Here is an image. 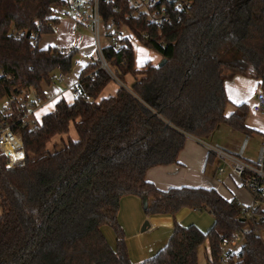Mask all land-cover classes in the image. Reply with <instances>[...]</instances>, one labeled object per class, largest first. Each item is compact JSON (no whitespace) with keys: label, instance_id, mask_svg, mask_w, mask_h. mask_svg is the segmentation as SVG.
Segmentation results:
<instances>
[{"label":"trees","instance_id":"16d2710c","mask_svg":"<svg viewBox=\"0 0 264 264\" xmlns=\"http://www.w3.org/2000/svg\"><path fill=\"white\" fill-rule=\"evenodd\" d=\"M63 4L0 0V105L10 101L7 119L26 152L22 167H7L0 153V264H134L118 220L120 201L128 195L148 197L146 215L171 214L176 220L183 209H200L213 216L208 231L176 220L169 242L141 264H200L205 242L209 264H220L223 243L235 235L245 242L228 252V264H264V195L245 206L215 188L161 190L146 177L151 167L179 164L188 136L205 140L221 124L247 136L255 132L246 124L247 103L227 113L225 83L250 76L264 91V0H192L161 24L149 22L146 13L128 17V0H102L105 26H128L166 62L137 67L133 43L118 40L104 48L115 78L92 58L79 72L72 102L62 97L40 122L25 123L18 97L47 101L44 87L70 74L80 51L39 46L43 34L56 32L61 19L51 12ZM127 75L134 77L130 87ZM114 79L121 82L117 92L98 100ZM72 124L78 139L68 137L63 148L48 150ZM215 159L209 151L206 165ZM106 226L116 233V248L103 232Z\"/></svg>","mask_w":264,"mask_h":264},{"label":"crops","instance_id":"0c3cea01","mask_svg":"<svg viewBox=\"0 0 264 264\" xmlns=\"http://www.w3.org/2000/svg\"><path fill=\"white\" fill-rule=\"evenodd\" d=\"M76 29L77 28H75L74 21L71 18L61 19L60 24L57 26L56 33H54L56 35L55 37L56 39L53 40L52 44H48L46 47L48 46H58L60 48L78 47L79 50L81 51V47H82L81 44L83 41L81 35L76 32ZM76 81H78V79L69 82L66 79V76L64 77L63 80H61V82L67 83V88L64 90L54 91L55 94L53 96L54 97L53 99L55 101V104L60 98L62 97L65 98L67 92L72 90L70 87ZM119 83L121 82L119 81ZM119 86L110 89L108 93H105L104 91L107 89H104L103 92L100 94L98 100L104 97L114 95L117 92ZM225 87L228 98L230 99L231 102L227 106L226 111L228 114L232 113L235 110L234 105L247 103L250 107L255 101V97L258 90H260L258 86V81L256 79L243 75H237L234 78L227 80L225 83ZM53 99L48 98L47 101L49 100L53 101ZM73 100L74 98L71 101L68 100L67 101L72 102ZM43 107H46V104L41 108H39L38 111L43 109ZM43 115L44 114H42V116ZM246 124L250 128L254 129L255 132L262 134L264 136V113L250 111L246 120ZM68 134L57 135L54 138H60L61 140H64L68 136ZM54 144L55 146H57L56 142ZM208 152L209 150L207 149V147L204 146L199 139L193 136H188L185 146L179 154V162H180L179 164H169V165H160V166L151 167L147 171L146 177L149 181L153 182L161 190H168L171 187H181V186H203V187L215 188L225 198L227 199L236 198L240 203H242L245 206L253 205L255 200L251 202H245V200H241L239 189L234 188L233 190H231L226 185V182H224L223 186L231 190L232 193L231 194L232 196L230 198L226 197L221 192V190H219L218 184H215L213 180H211L205 175L206 159ZM216 174H217V170H216ZM229 177L234 178V176L232 175H229ZM128 196L129 197L132 196L133 199H127L129 198ZM128 196H124L121 199V205H123L124 202L125 204L129 202L124 200H130L134 203L135 209L139 208L140 197L134 195H128ZM199 212L203 213L208 211L200 210V209H183L176 216V220L184 226H188L186 225V222L190 221L191 219H193V222L195 221V223L198 222L202 223L201 221L204 218L202 216H199ZM120 216H121V212L119 214V217ZM144 219H146V221H149L150 226L145 231H142L140 230V226L144 221ZM176 220L171 214L145 215L142 212L139 213L136 209V211L134 212V216L132 218L131 226L130 228H128L127 222H125L124 219H122L121 217L120 220L121 224L127 229L126 232L128 235V240H127L128 250L132 262L134 264L135 263L141 264L144 261L152 258L160 249H162L168 243L173 233L174 224ZM193 222L190 221L189 223L193 224ZM198 225L201 224L198 223ZM108 228L110 227L107 226L104 227L103 232L106 238L108 239V241L110 242V245L113 247V245H115L117 242V237L115 235L116 239L114 242V236L109 235ZM131 239H133L134 241H131ZM114 248H116V245Z\"/></svg>","mask_w":264,"mask_h":264},{"label":"built area","instance_id":"2783aa9c","mask_svg":"<svg viewBox=\"0 0 264 264\" xmlns=\"http://www.w3.org/2000/svg\"><path fill=\"white\" fill-rule=\"evenodd\" d=\"M63 5H56L52 8L51 15L55 18H71L74 21L75 28L91 27L94 37L95 45L98 51V59L100 67L108 71L114 78V73L104 52L105 46L101 42L100 27L103 22L100 15V3L102 0H63ZM113 1V0H104ZM129 4L133 7V11L128 17L141 15L146 13L149 22L170 23L172 11H183L189 8L192 0H128ZM165 1V0H164ZM172 4L169 6L168 4ZM105 35L109 40L108 45H118V40L129 39L132 43L136 39L141 40L129 29L128 26L121 28L110 21L107 26L104 24ZM127 30V32L124 31ZM143 37L147 38L148 34L144 33ZM38 35L36 34L33 42L36 43ZM78 65V62L76 63ZM60 81L64 79L63 75L59 76ZM118 81V80H117ZM79 81H76L70 88L74 90L75 96L78 94ZM45 101L40 98H30L20 96L17 99L18 107L23 112L21 121L25 123L36 124L38 121L35 119V113L43 105ZM253 112L264 113V91L258 90L254 103L250 106ZM13 113V107L9 100H4L0 105V153L7 156V167H22L26 162V152L24 143L20 134L15 133L12 124L7 117ZM250 140L246 136L245 141L238 152H234L224 146L220 145H206L215 157L229 168V175L239 178L242 185L248 187L254 195V200H257L260 195H264V146L261 147L259 157L256 165L244 157L247 144ZM201 141V140H200ZM204 144V143H203ZM205 145V144H204ZM17 154H20L17 156ZM246 172H250L246 176ZM226 169L224 165L217 168L218 175H224ZM248 215L253 218V214L248 212ZM261 218V217H260ZM239 235H235L231 242L223 243V257L220 264H228L227 256L229 251H234L233 248L226 249L229 244H235Z\"/></svg>","mask_w":264,"mask_h":264},{"label":"rangeland","instance_id":"374dc122","mask_svg":"<svg viewBox=\"0 0 264 264\" xmlns=\"http://www.w3.org/2000/svg\"><path fill=\"white\" fill-rule=\"evenodd\" d=\"M62 19H64V18H62ZM124 31L127 32V30H125V29H124ZM76 32L81 35L83 42L81 44V46H82L81 51H79L77 53V55L75 56V59H74L75 64L73 66L71 73L66 75V79L69 82H72V81L77 80L79 78V72H80L81 68L83 66H85L92 58H98V51H97V47L95 45V37H94L93 31H92V28L91 27L77 28ZM100 32H101L102 45L107 46L109 43V40L105 35V29H104L103 22L101 23ZM55 37H56V35L54 33L53 34H43L41 36L40 41H39V46L40 47H46L48 44H52L53 40L56 39ZM133 46H134V50H135V63H136L137 67H141L147 61H151L153 64H159L163 59L162 55L159 52H157L156 50H154L150 47L143 45L140 41H138L136 39L133 40ZM76 62H78L79 65H76ZM248 77H250V76H248ZM133 81H134V77L132 75H127L125 86L130 87V85L132 84ZM120 84L121 83H119V81L114 79L107 85V87L105 88L107 90H105L104 92L108 93L110 89H113L114 87H118ZM66 88H67L66 82L58 81L56 83H53L50 86H45L44 91L46 93L47 99L48 98L53 99L54 98L53 96L55 94L54 91L64 90ZM33 96L34 95L31 94L30 98H33ZM74 97H75L74 90H70L65 95V98L68 101H71ZM45 104H46V107H43V109H41L39 111L37 110L35 113V119L38 122L41 121L42 114H46L48 112H51L55 107L54 99H53V101L52 100L47 101L46 103L41 105L40 108L42 106H44ZM254 114H256V113H254ZM246 136L247 135L229 127L228 125L221 124L220 126L217 127L215 132L209 138H207L205 140H201L200 142L202 144L204 143L205 144V145L203 144L204 146H206L207 144H209L207 146L220 145V146H224V147H226V148H228L234 152H238V150H240V148L242 147ZM68 137L73 139V140L78 139V134H77L73 124L70 127V131H69L68 136L64 140H61L60 138H54L50 143H48L47 149L50 150L51 152H54L55 150H59V149L63 148L65 143L68 142ZM249 137H250V140L247 144V148H246L244 157L249 159L254 165H256L258 157H259L260 149L264 144V136L262 134L257 133V132H253ZM55 142L57 143V146H55V144H54ZM220 165H224V167L226 169V173L224 175L216 174V170ZM205 175L208 178H210L211 180H213V182H215V184H218L219 190H221V192L226 197L230 198L232 196L231 190H233L234 188H238L240 196H241V200H245V202H251L254 200L253 199L254 195L251 192V190L248 187L242 185V182L239 178H237L235 176H234V178L229 177V168L225 164L220 162L217 158L215 160H213L212 162H209L206 165ZM227 179H229V180H227ZM224 182H226V185L231 190H229L228 188L223 186ZM127 199H133V198H132V196H130ZM124 201H129V202H127V204H125V202L123 203V201H122L123 205H121V201H120L119 214L121 212V216L120 217L118 216V220H119L121 227L125 231L126 241H127L128 240V235L126 232L127 229L121 224V221H120L121 217H122V219H124L125 222H127L128 228H130L132 218L134 216V212L136 211V209L139 213L142 212L143 214H145V211H144L143 201L141 198H140V206H139V208H136V209L134 208V203L132 201H130V200H124ZM1 213H2V207L0 205V214ZM199 216H202L204 218L201 221L202 223L198 222L201 225H198V223H195V221L193 222V219H191L190 221L193 222V224L195 226L202 229L203 231H208L209 228L213 224V216L211 214H209L208 212H203V213L199 212ZM197 217H198V215H197ZM145 221H146V219H144V221L142 222V224L140 226V230H142V227H143ZM190 221L186 222V225H189ZM108 230H109V235L114 236V242H115L116 233L114 232V230L111 227L108 228ZM131 241H134V240L131 239ZM244 242H245L244 236L239 235V238L236 241V243L232 244V245L229 244L228 246H226V249L233 248L234 251L237 252V251H239V249H241V246L244 244ZM115 245H113V248L115 247ZM127 245H128V243H127ZM210 258H211L210 246H209L208 242H205L199 248L198 261L200 264H209Z\"/></svg>","mask_w":264,"mask_h":264},{"label":"water","instance_id":"95a60500","mask_svg":"<svg viewBox=\"0 0 264 264\" xmlns=\"http://www.w3.org/2000/svg\"><path fill=\"white\" fill-rule=\"evenodd\" d=\"M28 37H30V32L27 34ZM166 62V59H163L159 65L162 66L164 63ZM143 206L144 208H146L148 206V197H144L143 198ZM150 226L149 221H145L143 227H142V231H145L148 227Z\"/></svg>","mask_w":264,"mask_h":264},{"label":"bare ground","instance_id":"6f19581e","mask_svg":"<svg viewBox=\"0 0 264 264\" xmlns=\"http://www.w3.org/2000/svg\"><path fill=\"white\" fill-rule=\"evenodd\" d=\"M20 154H17V156H19Z\"/></svg>","mask_w":264,"mask_h":264}]
</instances>
